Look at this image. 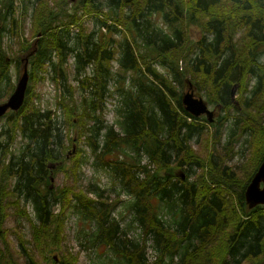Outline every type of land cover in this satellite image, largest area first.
<instances>
[{"label":"trees","instance_id":"1","mask_svg":"<svg viewBox=\"0 0 264 264\" xmlns=\"http://www.w3.org/2000/svg\"><path fill=\"white\" fill-rule=\"evenodd\" d=\"M15 1L0 0V100L13 87L9 74L12 59L3 38L13 33V25L17 28ZM34 1L37 0H21L23 8L27 2L33 7L35 29H42L41 37L32 47L34 54L28 58L29 80L35 83L45 77L50 65L51 80L58 84L63 76L62 58L56 62L52 55L54 51L59 57L74 52L75 79L81 76L79 88L89 92V97L85 102L82 96L78 106L74 89L71 85L66 87L59 97L62 108L59 122L51 109L42 110L30 103L28 86L21 107L6 113L12 121L5 133L7 140L0 139V229L6 209L15 205L31 225L32 243L44 258L51 244L63 250L64 219L59 210L72 206L81 223L77 234L87 244L84 247L98 249L105 245L111 264H264V204L249 208L244 197L252 175L264 159V0H135L136 7L126 12L123 19L121 12L113 10L110 15L94 0H90L89 8H85L84 0H76L71 5V26L84 31L79 23L82 17L76 19V13L84 9L86 13L97 12L117 26L126 25L129 39L125 37L119 47V67L123 71H141L143 66L138 61L147 67V74L137 73L130 79L131 89L123 90L118 119L111 125L103 124L101 116L105 108V83L112 77L108 65L114 50L109 48V41L104 35L94 39L97 32L86 31L83 47L69 48L70 31L57 33L53 23V12L67 2L59 1L51 11L47 2L40 0L37 13ZM112 3L118 7L121 0ZM157 18L164 28L155 24ZM106 20L100 23L109 27ZM140 46L151 48L166 71L149 68L150 59L145 51H138ZM20 47L24 52L30 49L23 42ZM189 54L195 57L188 58ZM22 57L17 60L19 72ZM87 64H92V74L86 72ZM201 73L206 79L196 84ZM189 80L199 89L209 91L203 96L208 105H220L215 122L195 117L184 109L181 92L186 85V91L189 84V91L196 96ZM234 85L238 90L233 99ZM168 96L174 104L167 100ZM231 108L238 113L235 118L238 135H246L247 148L252 149V155L239 167L241 174L224 165L216 151L199 158L192 150V140L210 133L207 126L213 127L211 136L216 147L222 129L231 128L224 122L233 114ZM87 119L93 122L88 129L95 137L106 127L102 145L99 141L91 145L96 154L94 164L108 169L110 177L119 184V189L114 190L117 201L121 192L130 197L123 206L137 223L139 232L135 235L121 229L115 206L105 199L104 188L92 182L79 189L75 185L58 189L50 184L48 165L56 164L52 160L58 158L52 145L57 144L61 151L65 143L64 127L70 130L78 125L79 132ZM113 125L122 136L117 137ZM15 132L22 133L27 140L20 154L10 156L8 139ZM234 134L232 130L227 143L239 139ZM69 140L74 141L72 137ZM75 154L74 174L83 161L81 152ZM145 157L148 162L142 163ZM177 168L183 176L176 173ZM198 168L201 173L195 178ZM12 180L15 185L11 189ZM21 200L30 205L34 219L25 205L20 204ZM55 206H59L58 211ZM0 235L5 238L3 232ZM147 240L156 256L152 263L146 258ZM19 242L23 248L19 252L26 264H34L33 252L37 249L28 246L32 250L28 252L21 245L24 240L20 236ZM260 254L262 258L258 257ZM77 260L75 253L63 250L60 264H77ZM0 264H17L7 241L4 249H0Z\"/></svg>","mask_w":264,"mask_h":264},{"label":"rangeland","instance_id":"2","mask_svg":"<svg viewBox=\"0 0 264 264\" xmlns=\"http://www.w3.org/2000/svg\"><path fill=\"white\" fill-rule=\"evenodd\" d=\"M62 0H42L41 3L47 2V6L50 7V10L53 11L55 7H57V3ZM67 2L66 4L60 6L61 9H57L53 12L54 17V25L56 26V32L66 30L68 29L70 31V39L68 41L69 48H73V46L79 45L81 48L83 47L81 44L82 42H85V35H88L87 32H93L96 31L97 33L94 36V39H99L105 36V39L109 41V48L114 50L113 53V60L109 63L108 66H111V73L112 77L108 80V82L105 83V108L101 116L104 117L103 124H113V122L118 119L117 110L120 107V102L122 98L123 90L127 91L128 89H131V78H134V76L137 73L141 74H147V67L145 64H142V61L139 62V66H143L141 71H134L131 69H128L126 71H123L119 66L118 59L120 58L121 54L119 52V47L122 43H124L125 37L129 39V27L127 29L126 25L119 24V26L116 25L114 21H111L109 19H105L100 17L101 15L97 12H89L86 13L85 9L84 11L80 10L78 13H76V19L79 17H82V22H79L83 27L84 31H79V28L77 26H71L69 23V16L73 13L71 11L72 4L76 3V0L73 2H69L68 0H63ZM95 3L103 10L108 12L110 15H113V10L116 12H121L120 19H123L124 14L128 11H132V9L135 6V0H130L129 2L123 3V1L128 0H121V3L118 7H115L112 2L114 0H94ZM89 2L90 0H84L85 8H89ZM225 2H229L228 0H225ZM23 2L21 0L15 1V7H14V17L17 18V28L13 25V33L9 32L4 35L3 43L4 47L6 49V52L8 54V57L12 59V62L9 67V74L11 77V81L13 83V87L8 93V95L11 93L13 88L15 87L16 81L18 77L23 72V63L20 62L19 66H21L22 69H18L17 60L22 57L21 61L26 58L28 60L29 56L34 54V50L32 47L36 46L37 41L42 35V29L35 27L37 25H34L35 17L32 15L33 7L30 6V3L27 2L26 8L22 7ZM35 10L37 9L38 13V7L40 6V0L34 1ZM108 4H110L108 6ZM121 4L124 6L121 7ZM87 14H90L88 16H85ZM155 19V17H154ZM109 25V27L103 26L100 21H105ZM155 24L159 27H163L164 25L160 18H157L155 20ZM59 26V27H57ZM66 27V28H63ZM9 28V25H8ZM41 30V31H40ZM87 31V32H86ZM200 31V30H199ZM36 32V34H35ZM79 33V36H78ZM199 33V32H198ZM194 32H193V39H194ZM131 40V39H130ZM23 42L24 47L27 49V52H24L25 49H22L20 47V43ZM139 52L145 51L147 53V58L150 59L151 66L149 68L154 67L158 70V72H165L166 68L163 67V65L159 64V62L156 61L155 57L156 54L151 48H145V47H137ZM72 52V51H71ZM173 57V55L171 56ZM188 58H194V55H188ZM60 58H62L61 66L63 68V76L62 78H59L58 84L54 83L51 80V77L53 76L50 65H47L48 71L45 77L42 79L36 81L35 83H32L30 80L28 81V86H30V103L33 102V105L36 108L39 109H51L54 111V113L58 116V121L60 122L62 120L61 115V107H60V100L59 97L61 93L66 91V87L69 85L72 86L74 89V99L76 101V104L79 106L80 102L82 101L81 97L83 96L84 101L86 102L87 97H89V92L83 91L79 88L78 79L81 77L78 76V79H75V71L77 66V59L74 57V52L66 54L63 57H59L57 52L54 51V55H52V59L56 62L60 61ZM9 60V59H8ZM28 66V63L25 64ZM92 64H87L86 72L92 74ZM180 66L183 68L184 62L182 61ZM196 84H198V81H203L206 78L201 73L196 77ZM188 80V79H187ZM190 81V80H189ZM192 83V88H194V92L196 93L197 97L204 98V94H207L208 90L199 89L196 84L193 81H190ZM189 88V84H188ZM191 88V87H190ZM187 89V85H186ZM186 89L181 92V95L186 92ZM232 98L234 99L236 97V91L238 89H235V85L231 87ZM91 91V90H90ZM33 94V95H32ZM209 94V91H208ZM8 95H4V97L1 98L0 102H3L7 99ZM213 97V96H212ZM211 97V98H212ZM167 100L171 102V104H174V101L171 96L167 97ZM208 105V104H207ZM220 108V105H208V108L212 110L213 116L217 115V112L219 111L218 108ZM80 108V107H79ZM233 114H231L226 121H224L226 124H230L231 128L228 130L222 129L220 132V137H218L217 141L218 144L216 145V150L214 148V141L213 136H211V133L213 131V127L207 126L209 128L210 133L208 135L206 132L200 136L198 139H194L191 141L193 143L192 150L195 154V156L201 158L207 155L209 152H217L218 155L220 154L223 158L224 165L230 166L234 169V172L236 174H241V168H239L245 160H247L252 155V149L251 147L247 148V142H245L247 136L246 135H238V129H235V118L238 117V113L233 111V109H230ZM92 112V111H91ZM223 114V111H222ZM7 115V114H6ZM4 115L0 117V139L1 141L7 140V135L5 134L8 130V127L12 121V118L9 115ZM216 119H214L213 122H215ZM204 124L206 122L204 121ZM93 122L92 120L87 119V123L85 127H81V130H79V126H73L70 130H66V126L63 129V138L62 141L64 143V147L60 151V146L57 144H53V152L58 154V158L55 160H52L53 162H57L56 164H50L48 165L51 172L50 175V184H52L53 188L61 189L63 187L75 185L78 189L81 187H85L89 182H92L94 184H97L101 188H104L106 191L104 193L105 199L107 203L113 204L115 206V213L117 214V218L120 220V227L121 229H124L126 232H128L130 235H135L139 232V228L137 226V223L135 220H133L132 214L128 211L127 208L123 206V202L126 203L129 200V196L125 194L124 192H121V195H119V200L117 201L115 198L117 197V193L114 190L119 189V184L117 182H114V180L110 177L111 172L108 169H105L103 167H97L95 166L94 162L96 160V157L94 154V151L91 148L92 144H96L98 141L102 145L103 142V134L106 130V127L103 128L100 131L99 136L95 137V134H92L88 127L92 126ZM114 131L117 132V137L122 136L117 126H114ZM87 128V129H86ZM207 130V129H206ZM232 130L235 131L234 137L237 136L239 138L237 141H233V143H227L228 138H231L232 136ZM84 132V135H79V133ZM78 133V139L76 140L75 137ZM67 136V137H66ZM72 137L74 139L73 143L69 138ZM97 138V140H96ZM196 138V137H194ZM236 138V139H237ZM26 138L23 137L22 133L15 132L13 137H10L8 139L9 141V147L8 151L10 150V156L12 155H18L21 152L22 147L26 144ZM198 140V141H197ZM72 143V144H71ZM207 145L209 148L207 149ZM232 148L231 151H229V148ZM81 152L83 161H81L78 165L77 173L74 174L73 167H72V159L75 158V153ZM230 152L231 155L227 156ZM98 154V153H97ZM119 158H121V155H119ZM219 161V158H218ZM142 163L148 162L146 160V157L141 161ZM176 173L179 176H183V172L180 168L176 169ZM201 173V169L196 170V175L193 176L196 178V176ZM15 185V180L11 181L10 188L12 189ZM72 187V186H71ZM74 187V186H73ZM76 189V188H75ZM21 205H25L26 209L29 212V215L34 219L32 209L30 208V205L28 203H25L23 200L20 201ZM55 211L59 210V206L54 207ZM59 213H61L62 218L64 219V233H65V239L63 241V250L73 252L77 255V264H89L90 260L94 261V264H111V261L109 258L108 253V247L107 250L104 245L99 246L98 249L93 247H87L85 248L83 243V240L77 234V229H81L77 215L72 208V206H67V208H61L59 210ZM31 225L28 223V221L22 216L21 213L17 211V207L14 205H10L6 209V216L3 219L0 233L3 232L5 234V238H3L0 235V249H4V242L7 241L9 245V249L12 253V257L16 260L17 264H26L25 258L20 254L19 251L23 250L21 246H19V236L24 240V242L21 244L28 252H30V248L28 246L32 245V248L34 247V244L32 243V236L30 235L31 231ZM129 235V236H130ZM131 237V236H130ZM26 241V242H25ZM82 242L83 244H80ZM149 244L148 240L146 241V245ZM34 254V264H60L62 261V253L63 250L60 249L59 246H56L54 244H51L46 249V255L43 258L39 249L36 248ZM32 251V250H31ZM258 257L262 258V255L260 254ZM146 258L149 261V263H152L156 256L154 255L153 249L151 245L149 244L148 249H146ZM255 259V258H254ZM30 261V260H29ZM104 261V262H103ZM32 264V263H31ZM245 264H250V262H245Z\"/></svg>","mask_w":264,"mask_h":264},{"label":"water","instance_id":"3","mask_svg":"<svg viewBox=\"0 0 264 264\" xmlns=\"http://www.w3.org/2000/svg\"><path fill=\"white\" fill-rule=\"evenodd\" d=\"M74 1V0H72ZM23 72L18 77L15 87L7 99L0 102V117L7 111H17L23 104L27 85L29 81V74L27 71L28 60L24 58ZM181 102L184 109L193 116L205 115L206 120L211 122L212 111L208 108L207 104L201 97H194L193 93H185L182 96ZM245 202L249 208L257 204H264V159L259 164L257 170L252 175V178L244 191Z\"/></svg>","mask_w":264,"mask_h":264}]
</instances>
